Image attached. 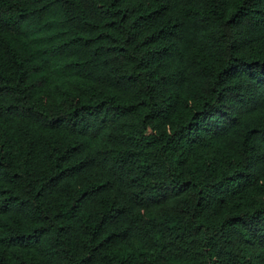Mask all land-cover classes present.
Listing matches in <instances>:
<instances>
[{
    "label": "trees",
    "instance_id": "1",
    "mask_svg": "<svg viewBox=\"0 0 264 264\" xmlns=\"http://www.w3.org/2000/svg\"><path fill=\"white\" fill-rule=\"evenodd\" d=\"M0 264H264V0H0Z\"/></svg>",
    "mask_w": 264,
    "mask_h": 264
}]
</instances>
